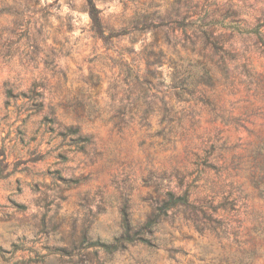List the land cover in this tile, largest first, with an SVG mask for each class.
<instances>
[{"label": "clouds", "instance_id": "9594fccd", "mask_svg": "<svg viewBox=\"0 0 264 264\" xmlns=\"http://www.w3.org/2000/svg\"><path fill=\"white\" fill-rule=\"evenodd\" d=\"M0 264H264V0H0Z\"/></svg>", "mask_w": 264, "mask_h": 264}, {"label": "rangeland", "instance_id": "374dc122", "mask_svg": "<svg viewBox=\"0 0 264 264\" xmlns=\"http://www.w3.org/2000/svg\"><path fill=\"white\" fill-rule=\"evenodd\" d=\"M217 126H220L219 122H217ZM246 134H247V129H244L243 131L240 132L241 137H243Z\"/></svg>", "mask_w": 264, "mask_h": 264}]
</instances>
